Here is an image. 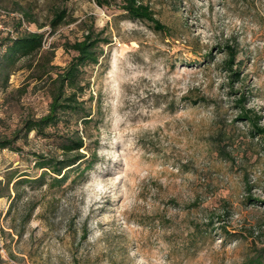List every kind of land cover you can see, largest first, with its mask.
<instances>
[{
    "label": "rangeland",
    "instance_id": "rangeland-1",
    "mask_svg": "<svg viewBox=\"0 0 264 264\" xmlns=\"http://www.w3.org/2000/svg\"><path fill=\"white\" fill-rule=\"evenodd\" d=\"M121 1L0 0L9 26L22 19L44 35L7 82L0 70V139L47 112L51 67L74 55L67 43L90 25L109 41L81 74L93 122L52 128L86 136L89 171L60 187L8 185L36 177L33 153L53 144L20 132L0 149V264H243L264 247V147L235 99L244 93L264 124V0H139L166 33L128 18ZM226 45L239 82L224 71Z\"/></svg>",
    "mask_w": 264,
    "mask_h": 264
},
{
    "label": "trees",
    "instance_id": "trees-1",
    "mask_svg": "<svg viewBox=\"0 0 264 264\" xmlns=\"http://www.w3.org/2000/svg\"><path fill=\"white\" fill-rule=\"evenodd\" d=\"M112 0H93L100 8L109 7ZM126 16L132 20L149 23L153 30L166 33L167 27L156 19L150 6L139 0H122L120 4ZM66 18V11L61 9L55 11L50 20V28L55 31ZM11 26L6 21V13L0 12V22L6 27L1 30L4 35L0 37V70L4 74L5 82L8 81L12 68L24 58L36 56L42 49L44 35L39 32L21 30L22 19H11ZM108 38L103 37L102 30L96 31L90 25L83 37L66 47L74 53L69 62L63 67H51L53 74L48 75L50 81L48 93L50 102L47 112L37 118L25 119L21 127L14 132L10 139H0V149L11 146L19 137L17 134L23 132L25 135L34 132L36 136L49 139L53 146L47 151L33 153L34 168L39 172L34 178L27 175L11 177L7 183L15 186L17 183H39L49 178L50 187H60L70 180L74 172L84 174L89 171L96 162V153L87 156L86 136L78 129H68L59 133L52 131L58 124L72 116H80L83 130L93 122L92 113L85 105L83 99L84 87L81 85L82 69L88 65H97L103 55L102 46L107 44ZM226 56L223 60V68L230 82H239V71L234 69L236 65L237 52L233 46L226 45ZM247 97L239 93L235 99L238 109L237 120L244 121L250 125L251 133L264 147V124L260 123L261 117L252 109L246 107ZM206 103V99L192 101ZM83 166V167H82ZM76 175V176H77ZM76 176L72 181L75 180ZM16 179V181H14ZM255 254L247 258L243 264H264V247L254 251Z\"/></svg>",
    "mask_w": 264,
    "mask_h": 264
},
{
    "label": "built area",
    "instance_id": "built-area-1",
    "mask_svg": "<svg viewBox=\"0 0 264 264\" xmlns=\"http://www.w3.org/2000/svg\"><path fill=\"white\" fill-rule=\"evenodd\" d=\"M0 12H1V11H0ZM0 29H1V30H6L7 28L4 27L3 24H1V22H0Z\"/></svg>",
    "mask_w": 264,
    "mask_h": 264
}]
</instances>
